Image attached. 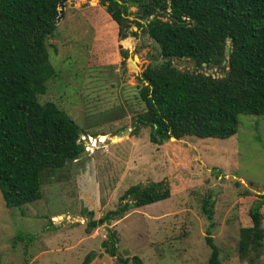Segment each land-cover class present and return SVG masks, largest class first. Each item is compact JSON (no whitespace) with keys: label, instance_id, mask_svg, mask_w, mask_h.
I'll use <instances>...</instances> for the list:
<instances>
[{"label":"rangeland","instance_id":"374dc122","mask_svg":"<svg viewBox=\"0 0 264 264\" xmlns=\"http://www.w3.org/2000/svg\"><path fill=\"white\" fill-rule=\"evenodd\" d=\"M129 3L124 38L102 0H66L46 37L53 75L38 100L54 102L92 141H83L81 157L42 176L39 199L6 207L0 194V264L78 263L88 251L95 255L89 264H122L100 244L109 231L116 253L136 255L140 264H206L207 220L200 203L208 190L210 236L221 264H264V198L258 254L241 256L237 247L239 229L250 225L249 205L264 194V115L238 114L236 131L227 138L149 142L148 127L133 123L143 110L136 76L156 52L136 26L142 20ZM171 63L179 70L223 75L217 65L195 66L187 58ZM156 182L168 188L167 198L135 207L129 195L122 197L130 186ZM119 203H128L122 217L85 230L88 220Z\"/></svg>","mask_w":264,"mask_h":264},{"label":"trees","instance_id":"16d2710c","mask_svg":"<svg viewBox=\"0 0 264 264\" xmlns=\"http://www.w3.org/2000/svg\"><path fill=\"white\" fill-rule=\"evenodd\" d=\"M59 1L0 0V194L6 207L39 199L42 176L81 157L83 150L77 142L82 132L78 125L54 102L38 100L53 75L45 40L54 29ZM102 1H107L105 11L121 38L128 27L127 5L133 2L142 20L136 26L159 44L160 52L151 57L154 63L149 61L136 76L143 110L133 123L148 127L149 142L159 144L169 137L227 138L236 131L238 114L264 115V0ZM225 46L229 52L221 64ZM120 52L125 57V51ZM171 58H187L195 66L217 65L223 75L179 70ZM160 186L161 182L133 185L122 197L129 195L135 207L149 204L168 197V188ZM211 196L208 190L200 203L207 220L206 264H221L210 236ZM261 198L264 194L249 205L250 225L239 229L241 256L249 251L256 256L261 248ZM127 205L119 203L88 220L85 230L122 217ZM115 242L109 231L100 244L117 263L140 264L136 255H118ZM94 256L88 251L80 262L69 264H89Z\"/></svg>","mask_w":264,"mask_h":264},{"label":"water","instance_id":"95a60500","mask_svg":"<svg viewBox=\"0 0 264 264\" xmlns=\"http://www.w3.org/2000/svg\"><path fill=\"white\" fill-rule=\"evenodd\" d=\"M65 1H66V0H60V1L58 2V4H57V15H56V17L54 18L53 22L57 21V20L60 18V16L62 15V12H63V6H64V2H65ZM129 4H130V5H133V2H130ZM148 37H149V39L152 41L153 45L155 46V50H154V52H158V53H159V52H160V47H159L158 42H157L156 40H154L152 37H150V36H148ZM225 41L228 42L229 39L226 38ZM118 46L120 47V45H118ZM228 52H229L228 46H225V49H224V52H223V60H222L221 64H224V63H225ZM134 58H136L135 55H133V59H134ZM151 63L153 64L154 61H151ZM144 66H145V64H142L141 67H140V70H142V69L144 68ZM127 130H128L127 128H124L122 132L127 131ZM122 132L118 133L117 135L121 134ZM115 137H116V136H115ZM115 137H112L111 140H114ZM169 138L174 139L173 137H169ZM77 141H79V140H77ZM84 153H85V150L83 149V150L81 151V155H83Z\"/></svg>","mask_w":264,"mask_h":264},{"label":"built area","instance_id":"2783aa9c","mask_svg":"<svg viewBox=\"0 0 264 264\" xmlns=\"http://www.w3.org/2000/svg\"><path fill=\"white\" fill-rule=\"evenodd\" d=\"M77 140H79L80 141V143L82 144V146H84L83 145V141L84 142H88L89 140H90V137H89V135H86V137H83V135H80L79 136V139H77ZM78 142V141H77ZM84 147H86V146H84ZM86 151V150H85Z\"/></svg>","mask_w":264,"mask_h":264},{"label":"bare ground","instance_id":"6f19581e","mask_svg":"<svg viewBox=\"0 0 264 264\" xmlns=\"http://www.w3.org/2000/svg\"><path fill=\"white\" fill-rule=\"evenodd\" d=\"M115 140H118V139L115 137L114 141H115Z\"/></svg>","mask_w":264,"mask_h":264}]
</instances>
